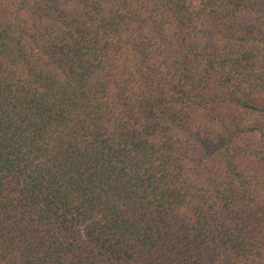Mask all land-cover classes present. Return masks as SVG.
<instances>
[{
    "label": "trees",
    "instance_id": "1",
    "mask_svg": "<svg viewBox=\"0 0 264 264\" xmlns=\"http://www.w3.org/2000/svg\"><path fill=\"white\" fill-rule=\"evenodd\" d=\"M0 264H264V0H0Z\"/></svg>",
    "mask_w": 264,
    "mask_h": 264
}]
</instances>
